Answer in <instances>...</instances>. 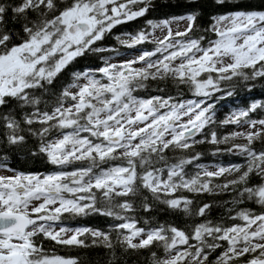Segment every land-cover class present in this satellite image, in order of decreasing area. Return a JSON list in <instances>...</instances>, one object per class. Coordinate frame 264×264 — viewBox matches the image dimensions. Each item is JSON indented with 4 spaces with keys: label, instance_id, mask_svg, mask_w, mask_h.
Instances as JSON below:
<instances>
[{
    "label": "snow or ice",
    "instance_id": "6c2138e0",
    "mask_svg": "<svg viewBox=\"0 0 264 264\" xmlns=\"http://www.w3.org/2000/svg\"><path fill=\"white\" fill-rule=\"evenodd\" d=\"M153 8L154 0H0V172L11 173L0 175V264H81L46 250L44 240L103 247L112 255L108 264H115L117 247L128 253L153 246L164 255L152 251L150 264H264V117L251 115L264 102L216 119L217 104L234 96L238 84L251 91L249 82L264 80V9L234 4L202 31L196 12L145 19V27L114 39L128 49L153 43V50L120 63L101 57V66L74 70L54 87L78 58L120 55L98 42ZM8 20L19 30L8 28ZM156 30L166 33L162 39ZM149 89L159 94L139 95ZM217 124L247 130L220 135ZM240 138L246 143H232ZM202 144L216 146L213 156L231 154L244 163L211 171L199 163L203 153L195 148ZM14 150L53 168L17 170L9 163ZM178 192L234 193L225 205L252 202L259 211L228 208L213 221L212 203ZM138 208L201 220L179 227L153 217L138 226L130 215ZM89 216L113 223L107 231L65 223Z\"/></svg>",
    "mask_w": 264,
    "mask_h": 264
},
{
    "label": "trees",
    "instance_id": "16d2710c",
    "mask_svg": "<svg viewBox=\"0 0 264 264\" xmlns=\"http://www.w3.org/2000/svg\"><path fill=\"white\" fill-rule=\"evenodd\" d=\"M6 2H11V0H6ZM239 4L241 8H251V9H264V0H228L225 5H218L215 3V0H154V8L149 12L146 18H140L136 21L129 22L127 24L119 25L112 30V33L107 35L105 39L101 42H98V46L106 47V48H116L121 53L120 55H116L114 52H103L97 54H88L84 57L78 58L72 65H70L64 73L61 74L59 79L56 81L54 87L59 90L62 82L66 83L69 80V74L77 69H83L86 67H98L101 66L103 61L101 57L112 56V60H116L117 58H121L125 55L139 52L141 50H153L154 46L151 43H145L142 46H137L133 49H128L121 46L114 36L120 35L124 32H135L138 29L145 27V19H153L159 20L163 18H168L172 16H180L189 12L198 13L197 24L201 31L204 28H207L210 24V17L219 13H224L228 11L234 10L233 5ZM8 28H15L19 30V24H15L13 21L8 20L7 22ZM150 31V29H147ZM126 39L127 37H122ZM254 83L255 87H252L251 91L248 90L242 83L238 84L236 88V94L232 97H228L219 102L216 106V119L219 122L223 120L226 116L230 115L234 110L240 108L248 107L252 102L260 101L264 102V80H257ZM169 92L170 94H175V89L171 86V82H169ZM159 94L155 92L153 89H149L147 92L141 91L139 95H156ZM186 95H190L187 94ZM252 118H262L264 117V109L258 110L256 113L251 114ZM247 125H244L246 127ZM215 130L218 131L220 135H225L232 131H238L241 128H237L235 125H226L220 127L218 124L214 126ZM31 143V141H30ZM232 143H246L240 142L238 139L232 141ZM229 145H219L220 148L229 147ZM213 145L202 144L197 145L195 151H199L203 153L199 163L210 166V169L215 171L214 165H223L227 166L229 164L234 163H244L243 158L231 155V154H218L216 156L211 155L212 150L214 149ZM256 148H260V142H256ZM9 155L12 157L9 161L11 167L20 170V171H31V172H45L52 170L53 166L46 163L45 160L37 157L33 158L28 156L22 151H13L10 152ZM171 155V154H170ZM189 174H194L196 169L192 166H189L187 169ZM231 178V177H229ZM217 182H223V178H220ZM256 181L253 180V183ZM177 195H185L189 198L199 203H212L213 208L208 216V219H212L213 221H219L222 216H226L227 209L233 208L235 211H239L240 208L250 207L254 211H259V206L252 204V202H246L241 205H233L231 203L225 205V201H231L233 194H202L196 195L188 192H178ZM161 208L163 206H160ZM130 215L135 216L139 220L138 226H144V219H152L155 217L156 221L159 223H174L179 227H184L186 224L190 225L193 223L200 222L201 218L199 217H191L186 218L182 214L174 213L170 211H157L153 210L150 213H145L142 209H139L130 213ZM65 223L71 225L72 227H76L79 225L93 227V228H101L105 231L108 230V226L113 221L110 218L99 217V216H89V217H77V218H66ZM43 239V238H41ZM113 242H115V233L112 234ZM90 242V241H89ZM44 247L48 251H55L57 254L62 256H75L79 257L81 264H108L109 260L112 259L111 252L100 246H93L88 248H78V247H64L60 245H56L52 241L44 240ZM116 261L115 264H150L151 252L155 251L159 256L163 257L164 252L163 249L159 246H153L151 250L143 249L138 252L129 251L128 253L123 252L119 247L116 248ZM220 250H217L219 253ZM215 255V254H214ZM214 258V256H213Z\"/></svg>",
    "mask_w": 264,
    "mask_h": 264
},
{
    "label": "rangeland",
    "instance_id": "374dc122",
    "mask_svg": "<svg viewBox=\"0 0 264 264\" xmlns=\"http://www.w3.org/2000/svg\"><path fill=\"white\" fill-rule=\"evenodd\" d=\"M173 31H175L176 29H177V25L174 23L173 24ZM184 27H186V21L185 22H181L180 23V25H179V29L180 30H183L184 29ZM166 33L165 32H162V31H160V30H156L155 31V37L156 38H163V36L165 35ZM150 39H152L151 37H150ZM153 44V43H152ZM140 53H132V54H130V55H125V56H123V57H121V58H117L116 60H112V61H110V62H112V63H120L121 61H123V60H128V59H132L133 57H135V56H137V55H139ZM137 67H139V65H137ZM245 130H247V126L246 127H243V128H241V129H239L238 131H245ZM240 142H246L244 139H242V138H240V139H238ZM209 170H211V171H214L213 169H210L209 168ZM0 175H11V173H9V172H0Z\"/></svg>",
    "mask_w": 264,
    "mask_h": 264
}]
</instances>
